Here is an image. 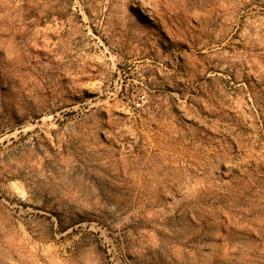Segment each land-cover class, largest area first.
<instances>
[{
	"label": "rangeland",
	"instance_id": "1",
	"mask_svg": "<svg viewBox=\"0 0 264 264\" xmlns=\"http://www.w3.org/2000/svg\"><path fill=\"white\" fill-rule=\"evenodd\" d=\"M0 264H264V0H0Z\"/></svg>",
	"mask_w": 264,
	"mask_h": 264
},
{
	"label": "built area",
	"instance_id": "2",
	"mask_svg": "<svg viewBox=\"0 0 264 264\" xmlns=\"http://www.w3.org/2000/svg\"><path fill=\"white\" fill-rule=\"evenodd\" d=\"M142 98H144V97H142Z\"/></svg>",
	"mask_w": 264,
	"mask_h": 264
}]
</instances>
